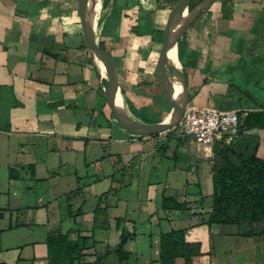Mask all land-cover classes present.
I'll list each match as a JSON object with an SVG mask.
<instances>
[{
    "label": "crops",
    "instance_id": "obj_1",
    "mask_svg": "<svg viewBox=\"0 0 264 264\" xmlns=\"http://www.w3.org/2000/svg\"><path fill=\"white\" fill-rule=\"evenodd\" d=\"M86 5L87 0H0V264H48L46 238L57 233L79 243L88 236L86 255L64 264H96V254L108 248L100 264H159L160 234L180 228L186 241L199 243L191 264H264V226L257 227L264 222L253 223L251 235L238 233L234 224L205 222L211 150L197 156L186 151L194 144L188 137L174 135L172 145L165 132L113 136L108 124L116 109L104 95L86 43ZM121 14L116 8L103 38L128 97L121 71L138 59L124 42ZM196 20V63L186 71L196 104L258 108L250 88H262L264 79V0H215ZM253 98L264 102V96ZM245 132L256 134L257 155L264 157V129ZM154 138L163 141L158 164L150 161L157 144L145 150ZM163 157L194 175L181 186L175 177L163 184L133 181L135 161L148 174ZM105 178L111 182L101 189ZM178 189L185 191L188 207L163 209L162 197ZM122 232L134 237L120 260L113 249ZM173 264L186 259L176 257Z\"/></svg>",
    "mask_w": 264,
    "mask_h": 264
},
{
    "label": "trees",
    "instance_id": "obj_2",
    "mask_svg": "<svg viewBox=\"0 0 264 264\" xmlns=\"http://www.w3.org/2000/svg\"><path fill=\"white\" fill-rule=\"evenodd\" d=\"M180 1L156 0V3L158 8L164 9L167 7L171 8L180 3ZM198 1L200 0H190L189 7H192ZM115 10L116 8L112 6L108 17L102 25L101 37L106 35L107 20L115 14ZM159 31H161L160 28L152 27L149 32L153 37ZM179 42L180 39L178 41V57L186 73L188 67H193L196 63V50L187 45L185 46L184 42L182 44ZM99 51L102 57L107 52L104 38L99 39ZM102 83L105 87H109L108 82L105 80H102ZM122 90L126 95L130 109L139 117L147 121H153L137 114L132 109L133 106L127 97L126 91L123 88ZM237 90L242 93L240 89L237 88ZM251 99L258 108L237 110L238 133L250 128L264 129V102L253 97ZM174 132V128H171L165 134L170 135ZM257 146L256 142L251 152L239 154L237 163L224 156L220 166L211 168V208L208 211L206 223L234 224L238 228V233L251 235L253 234L252 224L264 222V157L257 155ZM184 194V190L178 189L173 195L163 196L161 207L163 209H186L188 201L184 198ZM0 217H2L1 208ZM260 233L264 234V228ZM133 237L134 233L130 232H122L120 234L119 242L113 249L118 259L122 260L129 255V252L124 249V244ZM87 239L88 236L83 235L81 243H79L78 239H71L66 233L48 235L46 238L48 264L72 263L74 260L85 256V250L90 248L84 243ZM159 245V264H173L176 257H184L186 264H191L189 258L200 253L199 243L197 241H186L181 228L161 233ZM111 251L108 248L103 254H96L94 262L100 264Z\"/></svg>",
    "mask_w": 264,
    "mask_h": 264
},
{
    "label": "rangeland",
    "instance_id": "obj_3",
    "mask_svg": "<svg viewBox=\"0 0 264 264\" xmlns=\"http://www.w3.org/2000/svg\"><path fill=\"white\" fill-rule=\"evenodd\" d=\"M101 5L103 6V12L100 20H98V40L103 38L101 37L100 32L104 20L108 13H110L112 6L119 8L122 13L121 17H124L127 26L128 36H125V39L128 41L125 40L124 42H127L129 46H132L133 50H135L133 54L138 59V62L136 61L135 64L126 69L125 72L121 71V73H123L122 79L124 82L122 86H124L128 92V99L133 106L132 109L137 114H140L149 120L161 119L167 114L174 101V91L167 84L159 80L156 75L155 68L160 44L166 33L173 26L175 15L178 13L177 5L171 8L167 7L161 9L157 7L156 0H105L104 4L101 3ZM196 21L197 20L195 19L187 27L186 31L181 35L179 43L182 44V42H184L185 46L187 45L188 47H192V45L195 44L194 30L192 26L196 23ZM152 27L161 29V31L154 35L155 37H152L149 32ZM185 74L186 73L184 72V75ZM185 80L186 87L188 89L189 102L200 103L198 97H194V95L190 92L193 87H190L187 75L185 76ZM250 89L253 95L252 97L264 96V79L262 81V88L251 86ZM104 123L108 124L106 120H104ZM108 126L112 130L113 136L117 135L127 137L133 134L139 137L141 135L128 127L116 110H113L112 120ZM164 135L167 137L166 141H171V144L173 145L176 139V137H174L175 134L172 133L170 135ZM256 137V134L245 131L238 133L237 130L229 142L219 140L213 143L211 153L209 154V157H211L212 160V167L220 166L224 156L229 157L237 163L239 154L249 153L253 150L256 144ZM162 142L163 141H157V138H154L145 145V150L146 148L151 150L153 148V144H157V153L155 158L151 157L150 161L157 163L158 153L162 152L160 148ZM186 151L194 152L197 156L203 157V151L197 150L194 144H189L186 147ZM174 168L175 167L172 165L171 158L163 157L160 164L156 168L151 169L150 173L141 174L142 172H140L141 170H138L135 161L134 168L132 170L135 177L133 181H138L143 184H163L165 180H171L175 177V179L178 180V186H181L185 177L189 178L191 175H194V173L189 170L185 173L186 169L180 167L179 165L176 169ZM139 172L141 176L137 175ZM116 178L119 179L120 174H118ZM128 178L129 176L127 174L124 181L128 180ZM110 182V178H105V180L99 182L100 184L98 187L104 189ZM258 224L259 226L257 227L262 228L264 226V223Z\"/></svg>",
    "mask_w": 264,
    "mask_h": 264
},
{
    "label": "water",
    "instance_id": "obj_4",
    "mask_svg": "<svg viewBox=\"0 0 264 264\" xmlns=\"http://www.w3.org/2000/svg\"><path fill=\"white\" fill-rule=\"evenodd\" d=\"M214 1L200 0L192 7H189L190 0H181L179 5L178 3L176 4L178 13L175 15L173 26L166 33L160 44L155 68L159 80L167 84L174 91V101L164 117L156 121H147L130 109L115 71L107 60L106 53L103 57L100 54L97 36L99 22L96 13L99 0H87L84 26L86 43L90 51L92 63L100 78L109 84V87L104 86L105 97L119 113L125 124L132 130L139 134L152 135L166 132L175 127L179 122L183 110L189 102V97L184 69L178 57V41L192 21ZM170 54L172 57H170ZM168 59L173 64L172 72L166 66Z\"/></svg>",
    "mask_w": 264,
    "mask_h": 264
},
{
    "label": "built area",
    "instance_id": "obj_5",
    "mask_svg": "<svg viewBox=\"0 0 264 264\" xmlns=\"http://www.w3.org/2000/svg\"><path fill=\"white\" fill-rule=\"evenodd\" d=\"M173 128L175 135L188 137L198 150L210 151L213 143L219 140L229 142L237 132V109L188 102Z\"/></svg>",
    "mask_w": 264,
    "mask_h": 264
},
{
    "label": "bare ground",
    "instance_id": "obj_6",
    "mask_svg": "<svg viewBox=\"0 0 264 264\" xmlns=\"http://www.w3.org/2000/svg\"><path fill=\"white\" fill-rule=\"evenodd\" d=\"M102 12H103V6L101 5V0H99V2L97 4V7H96V13H97V16H98V20H100V18L102 16ZM170 57H172L171 54H170ZM166 66L168 67V70L170 72H172L173 64H172V62L169 59L166 61Z\"/></svg>",
    "mask_w": 264,
    "mask_h": 264
}]
</instances>
